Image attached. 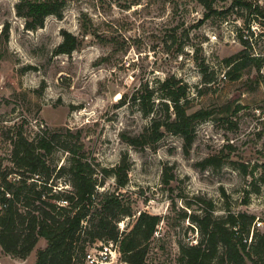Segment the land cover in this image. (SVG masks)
<instances>
[{"label": "rangeland", "instance_id": "rangeland-1", "mask_svg": "<svg viewBox=\"0 0 264 264\" xmlns=\"http://www.w3.org/2000/svg\"><path fill=\"white\" fill-rule=\"evenodd\" d=\"M20 1L0 0L3 168L12 166L19 133L32 141L58 136L48 157L58 169L68 159L62 146H82L98 170L121 164L126 186L99 173L97 188L131 206L133 216L118 223L120 231L128 232L141 212L161 218L147 264H178L180 245L197 244L192 215L246 212L256 217L248 244L255 232L264 234V0H213L211 11L196 0H68L61 19L49 16L34 31L17 14ZM63 32L77 40L71 54L58 53ZM245 41L263 65L232 81L225 60L243 51ZM171 77L189 86L188 113L204 109L212 116L195 126L189 154L184 139L168 132L157 144L130 145L150 119L121 100ZM209 157L220 165H205ZM56 184L71 190L68 177ZM101 244L88 252L96 254ZM46 245L40 239L25 260L0 246V264H35ZM112 264L127 263L120 255Z\"/></svg>", "mask_w": 264, "mask_h": 264}, {"label": "trees", "instance_id": "trees-1", "mask_svg": "<svg viewBox=\"0 0 264 264\" xmlns=\"http://www.w3.org/2000/svg\"><path fill=\"white\" fill-rule=\"evenodd\" d=\"M67 1L21 0L16 11L26 19V29L34 31L43 28L49 16L61 19ZM196 1L208 11L213 9V0ZM236 5L248 6L241 2ZM63 37L58 53L71 54L77 40L68 32H63ZM243 45V51L225 60L229 68L226 75L232 81L239 80L244 70L255 67L260 71L263 65L248 52L250 43L245 41ZM188 98L189 86L173 77L155 88L145 84L130 98L124 97L121 105L137 108L150 119L144 133L130 138V145L157 144L168 132L184 139L189 154L195 126L213 113L204 109L188 113ZM57 137L44 135L32 141L19 133L12 140V166L0 165V246L4 253L25 260L44 239L47 245L37 252L35 264H85L92 244L114 242L119 244L125 263L147 264L149 244L161 218L141 212L128 232L120 231L118 223L133 216L131 206L123 203L119 194L101 193L97 188L99 173L104 178L114 174L118 187L126 186L127 168L122 169L120 164L113 170H98L82 146H62L68 153L67 163L59 169L52 167L48 157L55 152ZM204 164L220 165L217 157L207 158ZM64 177L69 178L71 190L56 184ZM190 220L197 224L200 240L195 245H180L178 264H264V234L255 232L248 244L254 215L229 212L220 218L192 215Z\"/></svg>", "mask_w": 264, "mask_h": 264}, {"label": "built area", "instance_id": "built-area-1", "mask_svg": "<svg viewBox=\"0 0 264 264\" xmlns=\"http://www.w3.org/2000/svg\"><path fill=\"white\" fill-rule=\"evenodd\" d=\"M97 250L96 254L90 251L87 253L86 264H112L121 255L119 244L114 242L102 243Z\"/></svg>", "mask_w": 264, "mask_h": 264}]
</instances>
